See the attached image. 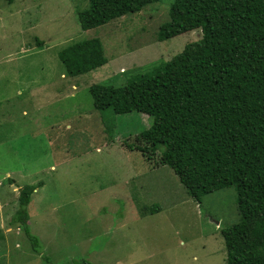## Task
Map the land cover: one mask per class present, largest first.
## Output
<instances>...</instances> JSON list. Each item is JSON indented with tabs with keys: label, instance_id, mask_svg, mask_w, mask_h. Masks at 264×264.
<instances>
[{
	"label": "rangeland",
	"instance_id": "374dc122",
	"mask_svg": "<svg viewBox=\"0 0 264 264\" xmlns=\"http://www.w3.org/2000/svg\"><path fill=\"white\" fill-rule=\"evenodd\" d=\"M172 3L82 30L77 12L89 0H0V226L9 234L0 264H225L220 231L238 220L233 187L196 202L156 157L125 147L151 118L96 111L89 94L94 84L125 86L200 39L198 29L157 41ZM90 38L108 63L67 75L59 52ZM28 185L35 249L9 226Z\"/></svg>",
	"mask_w": 264,
	"mask_h": 264
},
{
	"label": "trees",
	"instance_id": "16d2710c",
	"mask_svg": "<svg viewBox=\"0 0 264 264\" xmlns=\"http://www.w3.org/2000/svg\"><path fill=\"white\" fill-rule=\"evenodd\" d=\"M161 1L89 0L77 18L91 30ZM169 19L157 41L198 29L200 39L125 86H90L93 108L150 117L149 128L125 147L148 161L156 157V167L171 169L196 202L233 187L238 220L220 231L225 264H264V0H173ZM58 59L71 77L109 61L97 38L66 46ZM35 188H20L9 221L33 248L26 207Z\"/></svg>",
	"mask_w": 264,
	"mask_h": 264
},
{
	"label": "crops",
	"instance_id": "0c3cea01",
	"mask_svg": "<svg viewBox=\"0 0 264 264\" xmlns=\"http://www.w3.org/2000/svg\"><path fill=\"white\" fill-rule=\"evenodd\" d=\"M125 69L123 68V67H120V69H119V71L121 72V73H123V71H124ZM16 189V188H15ZM20 189V188H19ZM17 190H18V188H17ZM3 222H4V220H2ZM2 227H3V225H1L0 226V229L2 230V234H3V236H4V238L6 239V237L8 238V235L7 234H5V232H4V229H2ZM7 227H9V226H7ZM10 228V227H9ZM5 254L2 252L1 253V256H4ZM6 256V255H5Z\"/></svg>",
	"mask_w": 264,
	"mask_h": 264
},
{
	"label": "built area",
	"instance_id": "2783aa9c",
	"mask_svg": "<svg viewBox=\"0 0 264 264\" xmlns=\"http://www.w3.org/2000/svg\"><path fill=\"white\" fill-rule=\"evenodd\" d=\"M9 231H10V230H9ZM19 231H20V229H19V228H16V233L19 232ZM10 232H11V231H10Z\"/></svg>",
	"mask_w": 264,
	"mask_h": 264
}]
</instances>
